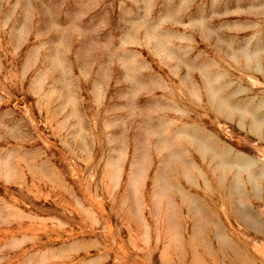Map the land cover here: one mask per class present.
<instances>
[{
	"label": "rangeland",
	"instance_id": "rangeland-1",
	"mask_svg": "<svg viewBox=\"0 0 264 264\" xmlns=\"http://www.w3.org/2000/svg\"><path fill=\"white\" fill-rule=\"evenodd\" d=\"M0 264H264V0H0Z\"/></svg>",
	"mask_w": 264,
	"mask_h": 264
}]
</instances>
